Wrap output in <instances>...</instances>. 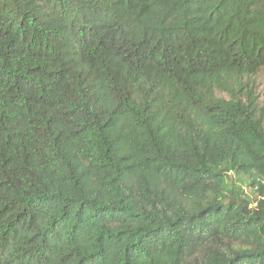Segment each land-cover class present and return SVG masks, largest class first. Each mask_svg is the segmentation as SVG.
I'll use <instances>...</instances> for the list:
<instances>
[{
    "label": "trees",
    "instance_id": "1",
    "mask_svg": "<svg viewBox=\"0 0 264 264\" xmlns=\"http://www.w3.org/2000/svg\"><path fill=\"white\" fill-rule=\"evenodd\" d=\"M262 70L264 0H0V264H264Z\"/></svg>",
    "mask_w": 264,
    "mask_h": 264
},
{
    "label": "rangeland",
    "instance_id": "2",
    "mask_svg": "<svg viewBox=\"0 0 264 264\" xmlns=\"http://www.w3.org/2000/svg\"><path fill=\"white\" fill-rule=\"evenodd\" d=\"M258 94L261 102L264 104V70L257 77ZM225 195L237 194L240 198L246 199L255 205L256 194L249 187V180L243 175H238L234 171L228 173Z\"/></svg>",
    "mask_w": 264,
    "mask_h": 264
}]
</instances>
